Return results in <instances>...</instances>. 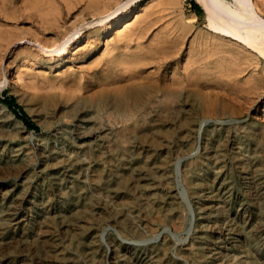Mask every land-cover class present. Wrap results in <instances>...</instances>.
<instances>
[{
    "label": "rangeland",
    "instance_id": "rangeland-1",
    "mask_svg": "<svg viewBox=\"0 0 264 264\" xmlns=\"http://www.w3.org/2000/svg\"><path fill=\"white\" fill-rule=\"evenodd\" d=\"M252 1L264 18V1ZM76 2L69 8L65 0H0V94L14 96L38 127L29 129L0 108V264H60L58 253H68L78 235L89 230L93 232L86 241H95L97 251L90 253L82 244L69 254L72 261L67 264H145L163 246L167 264L200 262L198 253L210 264H264V224L259 225L257 210V205L264 204V190L256 186L249 171L240 172L241 164H231L227 156L219 168L221 183L215 184L212 168L210 173L195 171L198 187L205 185L198 198L185 196L179 186L186 168L198 167L206 144L218 134L225 138L238 134L244 150L253 149L246 133L252 126L264 132V86L258 96L249 94L253 99L233 94L230 86L249 72L264 75V58H250L243 64V73L223 76L225 70L242 63L234 55L248 54L235 41L220 39L208 28L196 0H105L100 11L84 9ZM117 3L127 4L123 16L94 45L85 38L95 29L91 25L82 29L80 40L70 42L66 53L55 52L75 29L96 22L106 5L115 9ZM129 19L135 28L141 24L145 30L123 49L127 53L123 59L141 49L150 51L153 59L142 67L145 81L178 77L187 63L198 66L204 76L199 93L203 107L194 110L196 128L188 142H175L179 133L173 131L176 134L161 143L158 137L157 141L138 138L124 149L114 138L103 141L96 133L103 130L102 135L110 138L121 125L119 118L113 109L80 97H87L105 81L95 72L111 51L115 53L114 32ZM107 40L111 45L104 52ZM238 148L239 142L228 143L226 152ZM129 154L162 159L168 184L163 186V177L158 182L140 180L129 185L126 193L113 182L93 184L94 169L101 170L103 180L109 182L110 170L123 168ZM249 159L243 158L246 164ZM147 193L162 199V205L167 195L172 198V212L167 206L163 210L174 213L173 221L148 226L140 216L123 209V202L140 201ZM123 217L133 219L137 228L122 229L117 220ZM244 224L252 227V246L258 250L255 259L246 251L251 244L243 239Z\"/></svg>",
    "mask_w": 264,
    "mask_h": 264
},
{
    "label": "bare ground",
    "instance_id": "bare-ground-1",
    "mask_svg": "<svg viewBox=\"0 0 264 264\" xmlns=\"http://www.w3.org/2000/svg\"><path fill=\"white\" fill-rule=\"evenodd\" d=\"M74 1L76 0H65V4L70 8ZM104 1L105 0H77L76 5L79 4L81 7L84 6V9L94 8L97 10L99 9L100 11ZM196 2L200 4L204 11L208 28H210L212 32L220 35V39L228 38L232 41V44H234L233 41H235L237 46L248 54V56L242 55V57L241 55H234V60L242 63L238 64L237 68L234 70H232V68H230L231 70H225L222 73L223 76H229L231 74L236 76L243 73L246 69L243 67V64L250 58H255L256 56L264 58V18L259 14L257 6L252 0H196ZM126 5L127 4L117 3L115 9L106 5L104 8H107L100 13L101 17L99 20V17L96 16V22L88 25H86V23L83 26L80 25L82 27L75 29L64 44H61L60 46L59 44L57 45V47H59L55 52L66 53L68 47L72 46L70 42L80 40L82 37V35H80L82 29L91 25H93L95 29L88 32L85 38L88 43L90 42L89 44L94 45L95 42L101 39L102 34L109 32L111 27L119 21L121 16H123V10ZM40 11L43 13L41 9ZM134 26L133 22H130V19L127 20L124 28H117L115 30L114 37L112 38V45L110 40L106 41L104 52L107 51L108 47L111 45L115 50V53H112L111 51V54L101 66L100 71L95 72L97 75L99 74L100 77L104 76L105 81L99 83L97 89L90 95L87 97H80V99L86 103L90 102L94 105H100V107H109L114 110L119 118V123L121 125L118 127L119 129L114 130L110 138L107 134L102 135L103 130L96 131L100 140L109 141L114 138L113 140L117 143V146L121 145L125 149L127 144L129 145L128 147L132 146L131 143L137 141L138 138L157 141L156 137H158L159 142L161 143L164 140L171 138L172 134H176L178 131L179 135H177L175 142L180 140L188 142L196 128L197 117H195L194 110L196 109L197 111V108L203 107V95L199 93L202 91V77L204 76L198 73L200 69L198 66L187 63L183 66L178 77H164L162 81L158 79L154 82L145 81L146 76L143 72H146V70H143L142 67L145 66V64L148 65L150 63L149 60L153 59L152 56H148L150 51L141 49L133 55H127V57L123 59V54H127L123 52V49L127 48L131 42L139 39L145 30L144 26L141 24L136 28ZM93 49L94 47L86 50L85 55H89ZM15 77H19L17 71L15 72ZM263 78L264 75L255 77L249 72V75L246 77L236 78L232 81L230 80V87L232 88L233 94H241L243 97L253 99L249 94L257 93L258 96V92H260L264 86ZM0 108L8 114L10 119L22 124V122L16 119L14 114L7 109L6 105L0 103ZM173 131H176V133H173ZM262 131L263 128H256L255 126L250 127L247 131L246 137L253 147V149L250 150H244L241 146L238 134H235L236 136L234 135L233 138L231 136H226L225 138L224 136H220L221 134H218L217 138H214L210 143L206 144L198 167L194 169H190L191 167L186 168L183 176V184L181 183L179 185L182 193L185 196L190 194L189 196L198 198L199 190L205 186L198 187L197 182H195V171H198L199 169H202L206 173H210L212 168V171H214L216 176V179L214 180L215 184L223 182L221 175L222 172L219 168H222L224 165V159L227 156L231 164L235 166L241 164L240 168H238L240 172L249 171L252 176L251 179L255 182L256 186L264 190V132ZM236 141L239 142L240 145L238 151H234L231 154L227 153V144H235ZM133 144H135V142ZM130 155L131 154H129V156ZM244 157L250 158L248 164L243 160ZM124 162L125 161H123V168L121 167L110 170L113 171V178L109 182L108 180H103L101 170L97 171V169H94L93 174L91 175L93 184L96 187L101 184L110 186L113 182L118 188L123 187V193H126V191L129 190V185L131 187L132 183L139 182L140 180L148 181L161 178L164 176V173H166L164 161L162 159H151L148 155L141 159L138 156L135 157L132 155L127 163ZM147 173L154 175V177L145 178L148 175ZM158 180L159 179L156 181L158 182ZM162 183L163 186L168 184L165 179ZM154 196L155 194L153 193H147L146 197L140 201H125L123 202V209H127L129 212L135 213L136 216H140L141 220H143L145 225L147 224L148 226L153 225L154 223H163L169 220L173 221L172 217L174 216V213H171V208L174 206V202L171 200L172 198H168L169 195H167V200H165V204L162 205V199L158 201ZM166 206L168 208L167 210L171 211L170 213H164L163 209L166 208ZM257 210L259 211V225L261 226L264 224L263 202L257 205ZM177 218H179V216ZM132 220L133 219L123 217V219H119L117 222L122 229L132 230L133 228H137ZM177 225L178 223L175 222L174 226L177 227ZM242 229L244 231L243 239L246 241L247 245L248 243L251 244L246 250L248 257L252 255L254 258L258 254V250L254 245L252 246L255 239L252 234V227L248 226L247 228L244 224ZM91 232L93 231L89 230L86 233L84 232V234L78 235L77 240L74 241L69 252L67 251L68 253H58V259L61 261L60 264H67L69 261L71 262L72 259L69 254H73V252L81 247L82 244H84L82 247L89 249L90 253H95L97 251L98 246L95 244V241H86V239L91 236ZM164 251L165 247L163 246L161 252L156 255V258L145 264H167ZM203 255L198 253V258L201 261H196L192 264H210L211 261Z\"/></svg>",
    "mask_w": 264,
    "mask_h": 264
},
{
    "label": "trees",
    "instance_id": "trees-1",
    "mask_svg": "<svg viewBox=\"0 0 264 264\" xmlns=\"http://www.w3.org/2000/svg\"><path fill=\"white\" fill-rule=\"evenodd\" d=\"M193 6L197 7V4L193 1ZM199 7V6H198ZM0 102L3 103L8 107V109L17 117L19 118L29 129L37 130L38 127L31 122L29 117L25 114L22 108L17 104L16 99L14 96L0 94Z\"/></svg>",
    "mask_w": 264,
    "mask_h": 264
}]
</instances>
